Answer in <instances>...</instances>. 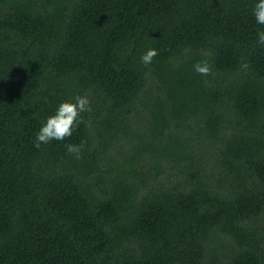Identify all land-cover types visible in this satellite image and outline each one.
Instances as JSON below:
<instances>
[{
	"label": "trees",
	"instance_id": "16d2710c",
	"mask_svg": "<svg viewBox=\"0 0 264 264\" xmlns=\"http://www.w3.org/2000/svg\"><path fill=\"white\" fill-rule=\"evenodd\" d=\"M257 2L0 0V264H264Z\"/></svg>",
	"mask_w": 264,
	"mask_h": 264
},
{
	"label": "clouds",
	"instance_id": "9594fccd",
	"mask_svg": "<svg viewBox=\"0 0 264 264\" xmlns=\"http://www.w3.org/2000/svg\"><path fill=\"white\" fill-rule=\"evenodd\" d=\"M253 16L257 24L264 25V0H258L253 7ZM258 43L264 45V31L257 33ZM189 51L188 49L185 50ZM158 55V50L155 48L148 49L142 56L141 61L148 65L154 57ZM196 73L208 76L212 73V65L208 60L198 61L194 64ZM243 68H248L249 65L244 63ZM91 110V101L87 95H77L73 101H64L59 104L54 115L47 118L46 123L39 129L36 134L34 146L39 149L42 145H46L53 140L64 141L66 138L73 135L74 129L78 128L81 123H84L82 113ZM85 141L80 144H66L68 154L76 159H82V150L85 147Z\"/></svg>",
	"mask_w": 264,
	"mask_h": 264
}]
</instances>
